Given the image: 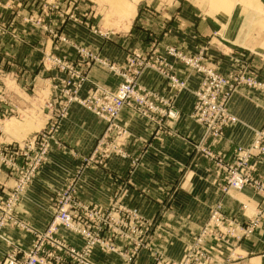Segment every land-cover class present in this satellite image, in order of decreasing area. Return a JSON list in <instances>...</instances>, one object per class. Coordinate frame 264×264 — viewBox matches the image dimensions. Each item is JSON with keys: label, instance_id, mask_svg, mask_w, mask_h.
<instances>
[{"label": "rangeland", "instance_id": "374dc122", "mask_svg": "<svg viewBox=\"0 0 264 264\" xmlns=\"http://www.w3.org/2000/svg\"><path fill=\"white\" fill-rule=\"evenodd\" d=\"M166 1L0 0V242L10 245L0 264H8L12 257L24 261L33 255L40 256L39 264H100V254L118 255L123 264H261L255 253L243 249V244L264 233V179L254 174L251 164L254 159H264V155L254 156L242 168L250 178L242 188L231 186L229 167L238 166V147H249L258 138L264 144V129H254L249 144L237 145L231 157L214 150L209 142L222 138L230 125L240 122L229 107L235 93L245 87L262 92L264 89L239 84L227 102L229 113L237 120L212 130L197 113L204 75L192 62L201 59L204 67L226 77L249 75L264 81L260 68L243 64L223 74L217 66L204 61L205 50L188 54L181 46L163 45L158 36H152L146 50L131 48L122 61L102 50L105 43L119 37L128 41L133 31L146 28L148 24L138 14L145 11L160 17ZM215 1H206V7L215 9ZM216 34L221 39L222 35ZM253 54L264 68V50ZM183 59L193 61L187 64ZM177 63L200 74L199 85L191 88L187 78L177 73ZM94 69L105 74L111 84L93 77ZM152 73L167 81V94L146 86L145 77ZM171 77L178 83L174 84ZM185 91L192 94L189 118L204 127V135L193 141L177 128L183 116L178 99ZM74 105L102 119L105 126L91 148L73 150L75 168L51 197L49 222L37 227L19 216V208L49 162L53 144L64 149L57 135ZM124 109L141 117L152 130L150 140H144L138 153L125 146L133 132L120 122ZM164 134L192 142L194 158L205 157L226 174L219 195L205 193L199 203L179 200L192 206L182 219L168 216L176 194L184 190L185 179L178 178L155 199L145 194L142 200L147 203L132 206L125 194L130 180L122 177L117 168L123 167V159L127 160L124 166L129 175L138 168H148L147 163H142L144 153L154 149V139ZM182 165L184 170L186 164ZM91 169L105 170L115 183L114 191L103 203L99 196L95 199L84 192ZM246 187L257 191L263 198L261 202L251 205L240 201L237 214L227 212L225 199ZM62 207H68L73 216V229L57 225ZM256 219L259 222L254 225ZM10 228L30 234V244L12 240ZM50 232L58 240L54 246H47ZM162 233L187 237L166 242L156 238ZM70 237L80 242H72ZM259 250L264 254V243Z\"/></svg>", "mask_w": 264, "mask_h": 264}, {"label": "crops", "instance_id": "0c3cea01", "mask_svg": "<svg viewBox=\"0 0 264 264\" xmlns=\"http://www.w3.org/2000/svg\"><path fill=\"white\" fill-rule=\"evenodd\" d=\"M206 1L211 0H170V2L167 0L161 16L156 18L152 17L149 12L142 11L138 14V18L148 24L146 28L142 27L143 29L133 31L132 38L128 41L119 37L117 41L107 42L102 46V50L115 60L122 61L131 48L146 50L152 36H158L163 45L181 46L188 54L194 55L202 49L205 50L204 61L217 66L223 74L238 69L243 64L252 68H260L264 74L261 61L253 54V52L264 50V0H217L213 4L215 9H211L210 5L206 7ZM216 33L222 35L221 39ZM176 65L177 73L187 78L191 88L199 85L202 79L200 74H195L182 63ZM91 74L101 82L110 83L106 79L107 76L100 70L94 69ZM166 83L164 79L159 80L155 73L145 77L146 86L159 89L165 94H167ZM114 85L112 83V86ZM191 96L189 91L180 94L178 103L183 109V116L177 128L182 134L190 136L189 140H197L204 135V127L188 116V107L192 106ZM229 107L230 111L238 116L240 122L230 125L222 138L209 142L210 147L227 157L232 156L237 145L249 144L254 129H264V92L242 88L234 94ZM120 122L129 125L133 132V135L126 140V149L132 153L140 152L144 140H150L152 133L150 126L141 117L133 114L130 109L122 111ZM104 126L105 122L88 110L77 105L72 107L57 135L66 150L53 144L49 162L33 181L28 190L27 200L20 205L19 216L22 219L37 227H44L49 222L51 197L56 189L65 185L68 172L75 168L73 150L91 148ZM153 144L154 149L147 150L142 159V163H147L148 168H138L132 175H129L127 167L124 166L127 160H122L123 167L117 166L121 169L122 177H128L130 180L125 192L130 205L136 206L140 202H146L142 200L145 194H151V198L155 199L157 195L162 194L163 189L170 187L171 183L180 177L182 180L185 179L186 188L184 187L183 191L176 194V201L172 203L169 211L168 217L171 219L175 217L182 219L184 213L192 209L191 204H182L180 199L199 203V198L204 197L205 193L219 195L220 185L226 176L225 172L205 157L194 158L192 142L164 134L154 139ZM182 164H186L184 170ZM251 164L254 174L264 179V159H254ZM85 182L84 192L95 199L99 196L102 203L103 200H107L115 188L112 176L103 169H91ZM207 183L208 186L204 187ZM122 192L124 193V187H122ZM262 199L257 191L246 187L234 192L232 197H227L225 208L230 214H237L240 211V201L258 205ZM63 233L65 234L64 231ZM8 235L22 245H29L32 238L26 231L15 228H10ZM67 237L69 238V235ZM174 237L177 239L187 236L178 233ZM174 237L171 234L162 233L156 238L172 242ZM71 240L77 244L80 242L74 237H70ZM263 243L264 233L254 236L243 244V249L251 254L255 253V259L258 258L261 264H264V254L259 252L261 250L259 248L263 247ZM9 248V244L0 242V260ZM98 262L100 264H123L124 260L118 255L109 257L100 254Z\"/></svg>", "mask_w": 264, "mask_h": 264}, {"label": "built area", "instance_id": "2783aa9c", "mask_svg": "<svg viewBox=\"0 0 264 264\" xmlns=\"http://www.w3.org/2000/svg\"><path fill=\"white\" fill-rule=\"evenodd\" d=\"M185 61L188 64L193 60L189 59V61ZM192 64L200 73L204 75L202 80L204 87L202 89V92L198 94V99L200 101L197 106V113L200 116V120L204 121L212 130L218 131L228 122H234L237 120L236 117L232 116L229 113L227 102L239 84L245 83L255 88L264 89V81L258 80L253 76L241 75L239 77H235L234 74H232L226 77L219 74L214 69L204 67V65L201 63V59L192 62ZM171 81L174 84L178 83V81L174 77H171ZM236 152L238 166L237 168H232V166L229 167L230 171L232 172L230 183L231 186L235 188H242L245 184H248L250 180L249 176L242 171V168L244 166H247V164L250 162V159H252L254 156L264 155V144L262 143L261 139L258 138L253 141V143L249 147H238ZM209 155L213 156L211 153ZM258 222L259 219H256L255 221H253V224L257 225ZM56 223L59 226L62 225L71 229L74 228V219L71 213L68 211V207L60 208L58 216L56 218ZM47 237L49 240L47 242V246H54L58 241L54 234H52V232L47 234ZM26 259L24 261H20L16 259V257H12L8 260V264L41 263L40 256L38 255L28 256Z\"/></svg>", "mask_w": 264, "mask_h": 264}]
</instances>
